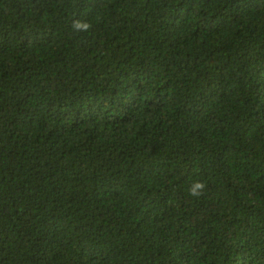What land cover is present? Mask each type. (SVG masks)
I'll return each mask as SVG.
<instances>
[{"label":"trees","instance_id":"obj_1","mask_svg":"<svg viewBox=\"0 0 264 264\" xmlns=\"http://www.w3.org/2000/svg\"><path fill=\"white\" fill-rule=\"evenodd\" d=\"M0 264H264V0H0Z\"/></svg>","mask_w":264,"mask_h":264},{"label":"clouds","instance_id":"obj_2","mask_svg":"<svg viewBox=\"0 0 264 264\" xmlns=\"http://www.w3.org/2000/svg\"><path fill=\"white\" fill-rule=\"evenodd\" d=\"M204 188H205V184L203 181H196L190 186L189 194L191 196H199L202 194Z\"/></svg>","mask_w":264,"mask_h":264}]
</instances>
